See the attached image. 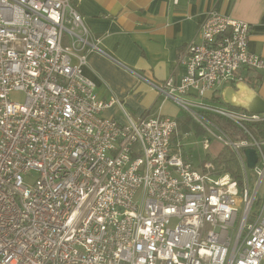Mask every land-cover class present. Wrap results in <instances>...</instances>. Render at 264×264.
Listing matches in <instances>:
<instances>
[{"label":"built area","instance_id":"2783aa9c","mask_svg":"<svg viewBox=\"0 0 264 264\" xmlns=\"http://www.w3.org/2000/svg\"><path fill=\"white\" fill-rule=\"evenodd\" d=\"M79 1L0 0V264H259L264 138L253 126L264 113L204 101L239 68L264 69L248 49L250 24L208 11L180 56L179 81L153 84L229 149L235 178L208 159L195 168L176 119L98 98L84 68L103 52ZM113 104L121 121L101 116Z\"/></svg>","mask_w":264,"mask_h":264},{"label":"crops","instance_id":"0c3cea01","mask_svg":"<svg viewBox=\"0 0 264 264\" xmlns=\"http://www.w3.org/2000/svg\"><path fill=\"white\" fill-rule=\"evenodd\" d=\"M77 8L105 53H91L84 68L98 98L115 97L134 115L175 118L181 130L180 106L153 84L169 77L179 81L184 74L180 56L208 11L248 22V49L264 56V0H80ZM236 76L207 93L204 101L244 111H249L255 98L264 101V69L241 67ZM101 116L122 120L116 104ZM259 264H264V256Z\"/></svg>","mask_w":264,"mask_h":264},{"label":"rangeland","instance_id":"374dc122","mask_svg":"<svg viewBox=\"0 0 264 264\" xmlns=\"http://www.w3.org/2000/svg\"><path fill=\"white\" fill-rule=\"evenodd\" d=\"M12 97L18 100L19 102H22L23 100V96L21 93H14L12 94ZM190 98L198 101L202 100L194 96H190ZM179 109L181 115L178 117L179 121L187 120L190 123L188 124V128H187L188 133L186 135H183V133L186 131L185 129L182 128V130H180V135H181L180 139L182 143V149L184 150V155L193 164L195 168L199 167L200 163L202 162L203 159L206 158L207 155L209 157L208 158L209 160L215 162L214 159L218 156L219 152L223 150V148H225L224 144L218 141L215 137L208 135L207 131L202 129L199 125L195 126L192 123L193 120L191 121L189 119L191 118L189 111L183 109L182 107L181 108L179 107ZM205 138L210 139L208 150H205L203 148V141L205 140ZM247 173L249 176V185L252 186L255 180L253 169L247 168Z\"/></svg>","mask_w":264,"mask_h":264},{"label":"trees","instance_id":"16d2710c","mask_svg":"<svg viewBox=\"0 0 264 264\" xmlns=\"http://www.w3.org/2000/svg\"><path fill=\"white\" fill-rule=\"evenodd\" d=\"M189 119L192 121L191 118ZM212 119L215 122H217L221 127H223L226 131H228L231 135L233 134L235 128L229 121L219 118V117H212ZM192 123L195 126H198V124L195 121H193ZM188 124L190 123L186 120L184 121V123L181 124V126H183L182 128L186 130L188 127ZM179 129L181 130V128ZM253 133L258 138H264V121L259 122L253 126ZM208 158L209 157L207 155L205 159H208ZM214 161L217 164H223V169H222L223 172H230L235 178H238L240 176L239 168L237 166L235 158L233 154L229 151V149H227L226 147L223 148V150L219 152L218 156L214 159Z\"/></svg>","mask_w":264,"mask_h":264},{"label":"water","instance_id":"95a60500","mask_svg":"<svg viewBox=\"0 0 264 264\" xmlns=\"http://www.w3.org/2000/svg\"><path fill=\"white\" fill-rule=\"evenodd\" d=\"M249 112L251 113H264V101L260 98H255L252 106L249 108ZM246 159H247V167L253 168L257 161V155L254 149H245L244 150Z\"/></svg>","mask_w":264,"mask_h":264},{"label":"bare ground","instance_id":"6f19581e","mask_svg":"<svg viewBox=\"0 0 264 264\" xmlns=\"http://www.w3.org/2000/svg\"><path fill=\"white\" fill-rule=\"evenodd\" d=\"M229 108V107H228ZM232 109H234V108H232Z\"/></svg>","mask_w":264,"mask_h":264}]
</instances>
